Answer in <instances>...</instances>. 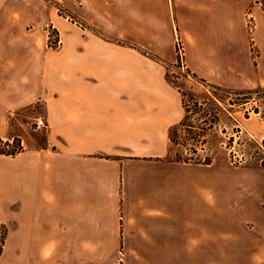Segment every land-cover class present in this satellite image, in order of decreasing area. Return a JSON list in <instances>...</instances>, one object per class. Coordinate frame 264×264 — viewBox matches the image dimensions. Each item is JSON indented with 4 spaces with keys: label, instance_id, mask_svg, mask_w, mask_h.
<instances>
[{
    "label": "crops",
    "instance_id": "obj_1",
    "mask_svg": "<svg viewBox=\"0 0 264 264\" xmlns=\"http://www.w3.org/2000/svg\"><path fill=\"white\" fill-rule=\"evenodd\" d=\"M48 21L58 45L27 33ZM177 33L196 80L264 90V0H0V140L24 143L0 152V264L264 259V166L170 157ZM248 104L218 108L219 144L264 137Z\"/></svg>",
    "mask_w": 264,
    "mask_h": 264
},
{
    "label": "rangeland",
    "instance_id": "obj_2",
    "mask_svg": "<svg viewBox=\"0 0 264 264\" xmlns=\"http://www.w3.org/2000/svg\"><path fill=\"white\" fill-rule=\"evenodd\" d=\"M55 8L59 15L67 19L65 16V11L69 12L67 8L60 3H56ZM53 25L55 26L53 22L49 21L43 24L30 22L27 25V33L30 35L38 34L39 41L48 42V45H58L57 41L53 40L52 42V38H50L49 30L53 29L51 33H59L56 26L52 28ZM26 43L29 44L30 41ZM191 74L192 76H184L182 73H177L175 67L170 71V79L180 86L185 93L188 106V113L182 125L172 130L170 157L198 162H210L216 157H224L232 165L264 166V160H262L264 158L263 148L259 147L248 134H243L241 138L236 139L232 136L231 140H228L230 145L224 146L218 143L222 132L210 130L213 124L219 120L216 113L218 108H222L223 103L228 104V101L242 103L249 101L251 98L252 106L256 108L258 104L264 102V90L257 88L238 91L214 87L196 80L192 72ZM208 97L209 100H207ZM205 101L207 103L203 104L202 102ZM246 115L249 117L247 113ZM252 115L254 116L255 113H252ZM43 137L42 135L38 136L41 141H43ZM0 141V149L6 152L15 153L22 150L21 142L16 138L9 147L4 140ZM252 260L254 259H226L225 262L226 264H264L263 258L257 259V263ZM223 263L224 259H216V264Z\"/></svg>",
    "mask_w": 264,
    "mask_h": 264
},
{
    "label": "built area",
    "instance_id": "obj_3",
    "mask_svg": "<svg viewBox=\"0 0 264 264\" xmlns=\"http://www.w3.org/2000/svg\"><path fill=\"white\" fill-rule=\"evenodd\" d=\"M65 16L67 17V19H70L71 21H73L76 25H78L82 28L87 27L86 23L82 19L71 15V13H69L67 11H65ZM247 23H248L249 30L251 32H253L256 28V20H255V17L251 11H248ZM52 28H55V26L53 25ZM51 30H53V29H51ZM51 30H49L50 31L49 32L50 38H52L51 41L53 42V40H54V41H57L58 43H60V41H61L60 34L58 32L57 33H51ZM176 53H177V61H176V67H175L176 72L180 73V74L182 73L184 76H186V75L192 76L191 72L187 69V66H186L185 45H184V42L178 33L176 36ZM250 100H252V99L250 98ZM245 103L247 104L248 101ZM245 111L248 114V116L252 115V113H255V114L260 113V105L258 104L257 107L254 108L252 106V104H248V105H246ZM35 124L37 126L45 125L44 117H37L35 120ZM246 132H247L246 134H248V136H250V138H252L258 144L259 147L261 146L263 148V153H264V137L257 138L254 135H252L250 132H248V131H246ZM4 142L7 143V146L9 147L13 143V140L12 141H4ZM20 144H21V147L24 148V143L21 142ZM262 160H264V158ZM0 245H1V247H3V245H4V236H3V234H1V232H0Z\"/></svg>",
    "mask_w": 264,
    "mask_h": 264
},
{
    "label": "trees",
    "instance_id": "obj_4",
    "mask_svg": "<svg viewBox=\"0 0 264 264\" xmlns=\"http://www.w3.org/2000/svg\"><path fill=\"white\" fill-rule=\"evenodd\" d=\"M1 142V141H0ZM0 152H3V153H14V152H6L5 150L3 149H0Z\"/></svg>",
    "mask_w": 264,
    "mask_h": 264
}]
</instances>
